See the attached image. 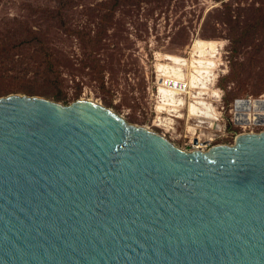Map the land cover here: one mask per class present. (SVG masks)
<instances>
[{
  "label": "water",
  "instance_id": "95a60500",
  "mask_svg": "<svg viewBox=\"0 0 264 264\" xmlns=\"http://www.w3.org/2000/svg\"><path fill=\"white\" fill-rule=\"evenodd\" d=\"M0 264H264V130L189 152L97 102L0 97Z\"/></svg>",
  "mask_w": 264,
  "mask_h": 264
},
{
  "label": "rangeland",
  "instance_id": "374dc122",
  "mask_svg": "<svg viewBox=\"0 0 264 264\" xmlns=\"http://www.w3.org/2000/svg\"><path fill=\"white\" fill-rule=\"evenodd\" d=\"M198 40L216 43L207 89L190 80ZM168 55L189 63L178 95L160 91ZM11 94L93 100L189 152L196 137L199 150L233 145L264 130L234 111L264 98V0H0V97Z\"/></svg>",
  "mask_w": 264,
  "mask_h": 264
},
{
  "label": "bare ground",
  "instance_id": "6f19581e",
  "mask_svg": "<svg viewBox=\"0 0 264 264\" xmlns=\"http://www.w3.org/2000/svg\"><path fill=\"white\" fill-rule=\"evenodd\" d=\"M215 45L216 43L214 41H202L198 40L194 44V50L196 51V55L194 56V59L191 62L190 68L192 70L191 75V83L193 84V87H199L200 89H207L210 74L211 71L208 69L209 66H214L215 63L211 59H207V50L210 51V53H215ZM166 64L159 63L157 66V71L160 75L164 77L163 79V85L165 87H161L160 91L169 94V95H178L181 91L182 86L186 85L188 82L186 75L184 73V66L189 65L188 60L181 58L179 56L174 55H168L166 57ZM174 64V65H171ZM198 76L202 77V80H198ZM190 84V83H189ZM184 88V87H183ZM201 93V92H200ZM214 97H220V94L218 91L212 92ZM176 98V96H175ZM246 98H239L234 103V111H237L239 116L243 118V122H247L250 124H253V122L263 119L264 120V98H256L252 99L250 98V101L245 102ZM95 102L93 100H89ZM98 103V102H97ZM183 103V102H182ZM100 104V103H99ZM197 104H205L202 101H195L190 105V111L192 115H199L200 110L197 106ZM244 106H240V105ZM161 110V108H158V112ZM211 111V110H210ZM208 117H210L212 120H218L219 118L216 117V114L214 113H208ZM246 124V123H245ZM202 140V139H200ZM194 147L200 148L201 146H198L199 139L197 137L194 140ZM204 151V150H203Z\"/></svg>",
  "mask_w": 264,
  "mask_h": 264
},
{
  "label": "built area",
  "instance_id": "2783aa9c",
  "mask_svg": "<svg viewBox=\"0 0 264 264\" xmlns=\"http://www.w3.org/2000/svg\"><path fill=\"white\" fill-rule=\"evenodd\" d=\"M237 101V100H236ZM247 101H250V97L247 99H245V102H247ZM240 106H244V105H240ZM235 116H236V120L237 121H242L243 120V118L241 117V116H239V114H238V112L236 111L235 112ZM257 125H259V126H261V127H264V120L263 119H259V120H257V121H255L254 123H253V126H257ZM253 132V131H252Z\"/></svg>",
  "mask_w": 264,
  "mask_h": 264
}]
</instances>
